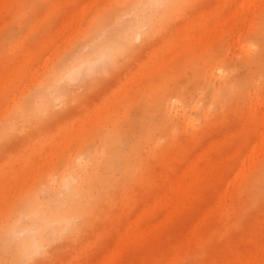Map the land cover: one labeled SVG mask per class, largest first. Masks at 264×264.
Here are the masks:
<instances>
[{
    "label": "rangeland",
    "instance_id": "obj_1",
    "mask_svg": "<svg viewBox=\"0 0 264 264\" xmlns=\"http://www.w3.org/2000/svg\"><path fill=\"white\" fill-rule=\"evenodd\" d=\"M127 2L0 0V223L25 192L39 185L38 195L29 202L31 212L14 216L17 232L12 236L19 243L30 229L38 248L33 244L12 264H97L113 247L116 259L112 264H264V144L250 169H245L243 183H233L242 162L250 157V147L262 141L264 59L254 57L264 27V0H184L172 8L170 0H143L138 10L120 13L118 6ZM111 9L117 12L99 36L85 34L99 15ZM139 16L147 25L136 23L128 31ZM154 25V37L143 46L142 38L137 39L139 32ZM112 33L125 35L129 44L125 52L116 53L119 43ZM249 37L257 42L255 50L245 48L243 41ZM103 45L110 49L112 61L93 70L87 65L88 54ZM78 57L85 64L77 81L62 84V92L54 90L52 96L60 103L52 108L46 105L37 114L32 107L42 99L37 93L41 85L54 71L75 68ZM173 66L178 77L170 87L184 88L191 103L178 100L172 104L186 113L189 122L195 121L176 126L175 143L185 144L183 152L160 128L159 149L140 147L141 167L130 176L117 172L94 219L74 216L68 224L58 215L42 226L40 211L51 213L63 207L69 195L62 172L72 173L77 182L82 179L78 167L67 166L65 158L70 154L81 158L88 151L92 156L96 148L102 160L105 146L98 139L88 151L82 143L89 130L98 126L109 142L114 121L129 131L118 137L121 147L134 140L139 117L146 111L139 97L132 100L133 94L144 84L152 87L157 75ZM205 71L209 76L215 71L209 83L223 93V104L210 103L207 87L201 94L193 92L200 83L188 81L203 80ZM83 94L87 99L78 101ZM20 107L23 112L31 108L30 118L13 124ZM147 117V124L159 121L154 109ZM11 127L15 131L3 136ZM194 160L207 173L184 197L194 175ZM50 168L53 186L61 192L54 204L52 188L42 183ZM163 172L171 176L166 182L161 179ZM158 178L159 185L164 182L161 189L153 184ZM78 224L80 229L73 233L72 225ZM190 240L197 245L189 246ZM122 242L126 245L119 254ZM174 256L178 257L175 262L171 261Z\"/></svg>",
    "mask_w": 264,
    "mask_h": 264
},
{
    "label": "bare ground",
    "instance_id": "obj_2",
    "mask_svg": "<svg viewBox=\"0 0 264 264\" xmlns=\"http://www.w3.org/2000/svg\"><path fill=\"white\" fill-rule=\"evenodd\" d=\"M156 1V0H154ZM143 0H128L127 3L124 5L126 7H120L122 14H127L131 10H138L140 5L142 4ZM178 3V4H177ZM180 3H184V0H170V8L174 4H177V6ZM175 9H172L168 14V16H171L173 14ZM123 11V12H122ZM117 11L115 9H111L106 15H99L89 26V28L85 31L88 33V35L92 36H99L101 30L104 27V24L108 21V19L113 16ZM164 14V13H163ZM136 23H138L139 27L146 26L147 23L142 20V18L139 16L138 20H134L131 24V27L128 29V31L132 30V27L137 26ZM157 26L154 25V27H150L145 32H139L140 38H142V45H149L152 38L154 37L156 33ZM261 37L264 36V27H262L259 31ZM112 36H114L113 39L118 40L117 43H119L116 51V53L125 52V49L129 46V44L124 40L123 38L125 35H120L117 33H112ZM141 45V46H142ZM141 48V47H140ZM146 49V48H145ZM88 63L87 65L89 68L93 70H98L102 66H110V63L112 61L111 51L107 48V45H103L102 47L99 46L98 48L94 49V51L89 52L88 54ZM255 60H262L264 59V50L260 51L259 49L256 51ZM76 67L75 68H81L83 67V64H85L84 58H77L76 59ZM209 71H205L203 73V80L197 81L196 79H193L188 82L192 83H200L196 87H194L193 92L195 94H201V90L203 87H207L209 89V97H210V103H216L223 104L224 97L221 96L220 91L218 88H215L210 85V76L215 74V71L211 72L209 76ZM177 77H178V70L176 69V66L171 67L170 70L166 71L165 69L161 71L157 75V79L153 82L156 84H151L152 87H150L149 84H144L143 86H139L136 93L133 94V99H138L143 103L146 113L143 116L139 117V132L134 140H128L127 143H125L124 147H121L118 142V137L122 134L127 136L129 134L128 130H125L121 127V125L114 121L111 125V139L109 142H106V134L104 133L103 127H96L94 129H90L88 132V135H86V138L84 139L82 146L84 150L88 151L89 147L94 143L96 139L101 143V145L105 146V151L103 155V159L99 160L97 152L98 150L95 148L93 150V155L90 156L89 151L87 152L86 156H82L81 158H78L77 156H74L70 154L68 157L65 158V162L67 166H71V168L78 167L80 170L79 173L82 176V179L77 182V179L73 176L72 173H65L62 172L61 177L63 181V185L65 186L66 190L68 191L69 195L67 199H65V204L63 207H60L56 210L52 209L51 213H46V209L43 211H40L41 217V225L47 226L46 223H48L51 220V217H61L66 218L68 224L71 223L72 218L74 216H79L82 220L88 219L91 217L94 219L96 217V214L98 211L102 209L101 200L102 195H104L105 192H108L110 187L114 185V178L118 171H122L126 174L133 175L135 171L141 167L140 165V157L138 156V150L140 147L142 149L154 147V150L159 149V137H160V128H164V136L167 137V140L169 142H172V145L175 146V148H181V152L184 150L185 144H176L175 143V137H176V126L179 128H182L183 125H188L195 123L194 120L188 121L189 117L187 118V115L185 112H181L180 108L172 104L173 101H181L189 102L191 103V98L188 97L187 93H185L184 88H171V83H177ZM230 82H227L226 85L229 90L233 94H235V90L232 88V85L229 84ZM65 89V87L60 84L55 77L50 76L47 79V83L45 84V87L40 88L37 93L42 94V99L38 102V104L33 105V109L37 111V114L40 111H43L44 107L50 106L51 108L54 106V104L57 103L59 100L58 97H53V91L56 90L58 92H62ZM190 90V88H188ZM234 90V92H233ZM191 91V90H190ZM190 94V93H189ZM88 95L83 94L80 99L78 98V101H85L87 99ZM192 97V94L191 96ZM37 99V96H36ZM174 99V100H173ZM36 101V100H35ZM21 111L14 114L12 121L13 124H22V121L26 119L28 120L30 118V114L32 112L31 108L27 107L25 112H23V107L19 108ZM154 109L157 111V118L159 121L157 124H147L148 117L147 115L150 114V111ZM62 115L66 114V111L61 113ZM61 115V116H62ZM208 117V116H207ZM38 117H33L31 120H34ZM259 121L261 123L260 125V134L262 141L260 143H255L250 147V157L248 158V161L246 163L241 164L240 166V172L236 176V178L233 180V183L236 184L237 182L241 185L243 181L245 180V169H250L252 160H254L256 157L259 156L261 152V148L264 144V110L261 111L259 115ZM178 124V125H177ZM196 134V133H195ZM197 138V137H196ZM198 139H195L193 143ZM205 141V140H204ZM192 143V141H191ZM190 143V144H191ZM203 145V144H202ZM201 149V148H200ZM205 150H208L207 148ZM204 151V150H203ZM143 152V150H142ZM82 153V152H81ZM205 154V151L204 153ZM83 155V154H81ZM51 163H58V161H52ZM248 163V164H247ZM169 165L172 167L173 162L169 163ZM194 175L190 179V181L187 183V188L185 189L182 196L186 197L190 192H192L196 185L202 181L207 173V170H205V167L200 165L199 160H194L191 167ZM210 169V168H209ZM52 169L50 168L43 177L42 183L45 186H49L53 190V204L56 203L59 199L58 196L60 192L59 187L53 186V181L51 177H49L50 171ZM213 174V171H210ZM169 172H163L160 175L162 176L161 179L167 181L171 176L168 174ZM160 178V177H159ZM153 180V184L158 186L159 189H161L162 184L159 185L160 179ZM159 182V183H158ZM170 182V181H169ZM38 189L39 185H35L31 189H29L27 192H25V200L26 204L23 207L21 211H18L16 213H12L11 210L9 214H7L6 217H4L0 223V264H12L18 259H21L24 257V250H27L30 246L33 244L35 245V241H33L34 236L31 234L32 231L30 229H27L28 233L21 238V241L19 243L14 242L13 235L16 234L17 230L15 229V223L17 220L13 219L16 214L19 212L22 213H29L31 212V203L30 199H34L38 195ZM161 202L160 200V206L164 207L169 201ZM21 204V200L19 204H16L14 207H17ZM30 204V206L28 205ZM138 205V204H137ZM159 206V207H160ZM13 207V208H14ZM54 208H56V205H53ZM177 209V208H176ZM60 210V212L58 211ZM115 222V221H114ZM45 224V225H44ZM114 224V223H113ZM80 224L78 225H72V232L76 233L80 229ZM115 231L118 233L117 236L120 235V238H122L121 228L118 226L117 222H115ZM143 225L140 226V229L142 232L144 231ZM49 228V227H48ZM114 231V232H115ZM9 238L8 242L5 240ZM138 239L135 242H137ZM124 245H126V242H122L120 244L119 248V254H122V250H124ZM189 246L193 247L196 246L197 243L195 241L190 240V243H188ZM35 248L38 247L35 245ZM115 251V247H113L110 250V253L108 256L103 258V260L99 259V262L97 264H112L116 256L113 255ZM178 257L174 256V258L171 261H176ZM158 262H161L159 260Z\"/></svg>",
    "mask_w": 264,
    "mask_h": 264
},
{
    "label": "snow or ice",
    "instance_id": "obj_3",
    "mask_svg": "<svg viewBox=\"0 0 264 264\" xmlns=\"http://www.w3.org/2000/svg\"><path fill=\"white\" fill-rule=\"evenodd\" d=\"M118 7H126L125 5H119ZM137 39H139V37H137ZM244 45L246 49H250V50H255L256 46H257V42L255 40V38L249 37L247 40H244ZM259 50L262 51L264 50V36H262L259 41ZM79 72L80 69L79 68H71L70 70H62V71H58L53 73V77H55V79L60 83V84H67V85H71L74 84L79 76ZM41 87H45V85H41ZM223 95V93H221V96ZM60 101H57V104H59ZM44 115H47V113L45 112ZM12 131H15V127H11L7 130H4L2 135H8L10 134ZM26 204V200L25 197L22 195L21 197V204L17 207H14L11 209V212L14 214L18 211H21L23 209V207Z\"/></svg>",
    "mask_w": 264,
    "mask_h": 264
}]
</instances>
